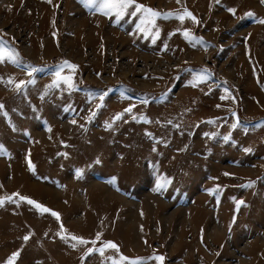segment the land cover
<instances>
[{"label": "rangeland", "instance_id": "obj_1", "mask_svg": "<svg viewBox=\"0 0 264 264\" xmlns=\"http://www.w3.org/2000/svg\"><path fill=\"white\" fill-rule=\"evenodd\" d=\"M137 2L160 12L187 8L200 23L157 17L153 43L137 28L140 14L116 22L85 0H0V36L37 68L29 76L0 62L8 113L0 112V196L18 192L60 213L58 220L18 197L0 205V264L18 249L15 264L154 254L163 264H264V3ZM177 28L202 39L169 36ZM64 61L77 65L62 69L75 87H48ZM204 68L211 78L198 81ZM9 76L35 83L25 94ZM30 180L57 196L31 190ZM61 223L89 240L100 232L96 247L111 240L118 250L85 255L93 245L73 248Z\"/></svg>", "mask_w": 264, "mask_h": 264}, {"label": "snow or ice", "instance_id": "obj_2", "mask_svg": "<svg viewBox=\"0 0 264 264\" xmlns=\"http://www.w3.org/2000/svg\"><path fill=\"white\" fill-rule=\"evenodd\" d=\"M216 2L219 3V0H216ZM85 3L90 6L98 5V8H97L98 11L102 12L104 15L109 16V17L114 16L116 22H119L121 19L125 18L127 15H131L135 17L137 16V14H140V22L137 23V28L140 32L151 35V39L153 43H155L156 39L159 36V32H160V29L155 27V18L157 17H163L165 19H170V18L175 17L179 19L180 21H184L186 17H189L191 18L193 22L200 23L198 18L187 8H183L182 10H179V11L169 10L167 12H160L156 9H153L151 7H147L143 4L138 3L137 0H85ZM177 3L179 4L180 0H177ZM261 3H264V0H261ZM227 11L235 15L237 9L235 7H229ZM246 15L252 16V15H255V13L252 11H248ZM260 22L264 23V19H261ZM153 29H154V34H152ZM181 31L183 32V35L185 36L186 39H189V40L202 39L199 37H192L190 36V32L188 29H180V28L174 29L173 32L169 33V36L173 35L174 32H181ZM164 47L167 48L166 43ZM4 61H8L17 66L26 67L29 76H31L34 72L37 71V68L34 67L31 63L24 62L23 58L19 54L18 49L12 47L11 44H9L4 39L3 36H0V62H4ZM68 65H70L72 69H75L77 67V65L75 64H70L69 61H64L62 65L57 67V70L54 73L55 79L53 80L52 84L49 85L48 87H59L61 81L66 83L69 86V89H71L72 87H75L72 77L70 75H64L62 72L63 67L68 66ZM197 78H198V81L210 79L211 73L209 72L207 68H204L199 74H197ZM0 79H3V77H0ZM7 82L10 84H13L15 86V89L18 92L23 91L26 94L27 85L29 83L34 84L35 80L34 79L15 80L13 76H9ZM224 92L229 93V89L225 87ZM44 95L45 93H41L42 97ZM105 96H106V92L99 93V98H100L101 103H98L96 105L97 109L103 106V100ZM221 98L226 99L227 96H222ZM143 102L147 103L148 102L147 98H145ZM133 107L134 105H130L127 109H125V111L131 112ZM4 109H5L4 104L0 102V112H3L5 116H8L7 111ZM94 115L95 113H93V116ZM120 115L121 114L118 113L117 118ZM141 118L146 119V117H141ZM89 119H91V117H89ZM209 122H212V121H209ZM9 123L12 124L11 118H9ZM168 123H171V121H169ZM12 126L15 127L14 124ZM177 127L179 126L177 125ZM248 150L250 151V149ZM5 151H6L5 146L2 143H0V152H5ZM100 162L101 161L99 160V158H97L96 163H100ZM28 166L31 170L35 171V166L32 164L31 160H29ZM77 172L78 174L82 173V170L78 169ZM252 183L254 182H249V185L247 186H251ZM13 197H18V199L14 201L16 203H19L20 201H27L29 204L34 205L35 208L39 210L41 213H51L58 220L60 219L59 212L54 211L53 209L43 205L42 203L35 201L34 199L30 197L20 195L18 192L12 193L9 196H0V205L4 204L5 201L7 200H13ZM236 203H237V209H239V207L245 202L243 200H240V201H237ZM234 222L235 221L233 220V223ZM60 229H61V232H60L61 238L65 240H68L70 238V240L72 241L71 246L73 248L77 247L80 244L87 245L91 243L93 245V247L87 248V252L85 253V255L93 253V252H97V251L101 255H103L105 252V249L107 248L118 250V245L111 240L104 241L99 247H96L97 241L101 240L102 234L100 232L96 233L94 239L89 240L83 236H78L74 233L68 232L67 229L64 228L63 223H61ZM30 235L31 233H29L28 235H25L23 239L27 241ZM19 255H20L19 249L17 251L12 252L10 256L7 258V260L4 262V264H15V261L17 260ZM146 259H155L158 262V264H163L164 257L162 255L154 254L153 257L128 258V257L121 255L120 260H116L115 258H113L112 264H123V261L125 260H130V264H142V262Z\"/></svg>", "mask_w": 264, "mask_h": 264}, {"label": "bare ground", "instance_id": "obj_3", "mask_svg": "<svg viewBox=\"0 0 264 264\" xmlns=\"http://www.w3.org/2000/svg\"><path fill=\"white\" fill-rule=\"evenodd\" d=\"M120 37V36H119ZM115 38H116V36H115ZM107 39V38H106ZM87 40H88V42L90 43V39H89V37L87 36ZM108 40V39H107ZM121 40V39H120ZM190 51H192V50H190ZM186 53V52H185ZM188 55V54H187ZM136 57V56H135ZM198 58H199V56H198ZM149 59V58H148ZM150 60V59H149ZM177 60V59H176ZM100 68V67H99ZM96 69H98V68H96ZM95 71V70H94ZM96 72V71H95ZM97 74V73H96ZM97 78V77H96ZM56 123H58V122H56ZM69 123V122H68ZM60 126V125H59ZM61 128H63V127H61ZM63 130H66V129H63ZM66 132V131H65ZM17 173V172H16ZM29 177V176H28ZM19 180V179H18ZM28 186L30 187V188H32L31 190H35V191H39L40 189L42 190V193L43 194H45V195H47L48 196V194H49V196H57V193H56V191H54L53 189H49V188H46V187H43L39 182H35V181H33V180H30L29 181V183H28ZM28 187V188H29ZM40 188V189H39ZM102 188H104L103 186H102ZM226 232V231H225ZM217 234V233H216ZM215 234V235H216ZM229 234H231V233H229ZM210 238V237H209ZM217 238V237H216ZM232 238H233V236H232ZM258 245V244H257ZM260 245V244H259ZM262 246V245H261ZM261 246H259V247H261ZM264 246V245H263ZM262 248V247H261ZM263 249V248H262ZM263 251V250H262ZM215 264V263H214Z\"/></svg>", "mask_w": 264, "mask_h": 264}]
</instances>
